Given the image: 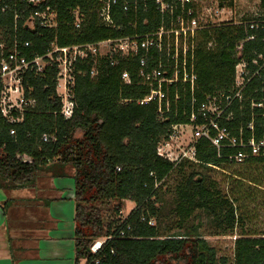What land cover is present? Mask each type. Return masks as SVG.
<instances>
[{
    "label": "trees",
    "instance_id": "trees-1",
    "mask_svg": "<svg viewBox=\"0 0 264 264\" xmlns=\"http://www.w3.org/2000/svg\"><path fill=\"white\" fill-rule=\"evenodd\" d=\"M6 0H0V41L7 46L13 42L14 14L2 12ZM60 24L56 30L36 27L33 31L19 21L18 43L30 42L26 52L29 56L44 55L52 43L61 47L91 44L132 33L128 18L120 9H115L114 19L122 29H105L98 23L95 0H60ZM264 9V0H261ZM80 6L87 15L81 32L70 26L67 13ZM146 25L140 23L141 33L149 32L158 25L153 19L154 2L147 0ZM258 29L250 30L249 20L239 25L224 24L203 32L197 51V86L171 87L168 90L170 106L164 120L158 116L157 105H138L127 100L142 99L148 89L139 84L137 61L118 60L110 64L103 60L99 74L91 78V63H78L75 70L73 117L65 120L60 115L61 101L55 87L57 71L51 68L44 76L28 74L24 81L26 94L36 100V107L27 112L24 121L9 125L0 115V188H32L42 169H48L54 177L70 178L74 185L75 264H170L169 259L185 264H218L217 253L198 234L184 232V224L202 212L210 218L216 230L214 235L226 236L236 229L232 264H264V233L244 230L245 218L241 201L253 198L254 192L264 191V181L252 178L249 173L256 166H264V158L247 160L244 170L229 176V193L220 188L210 176L211 172H227L233 165L227 156L235 150L225 149L218 157L215 148L201 139L197 146L199 164H189L191 173L184 175L174 191V213L183 233L168 235L157 225H150L158 218L162 206L160 193L164 183L176 170L171 162L158 157V143L171 132L173 125H188L192 111L206 97L220 94L233 96L235 66L241 61L250 62L255 53L264 55V17L257 20ZM126 27L127 29L125 30ZM124 33V34H123ZM255 36V40L242 43ZM215 47L208 50L206 44ZM240 45V46H239ZM240 47V49H238ZM128 71L133 84L125 85L121 74ZM259 90L255 93V90ZM1 90V88H0ZM258 81L245 91V101L233 100L227 113L233 114L229 123L221 122L236 134L253 122L255 136H264V113L251 109V99L261 98ZM195 100V102H193ZM254 115V118H253ZM202 123L197 118L195 124ZM15 135L11 136V130ZM82 133L76 138V133ZM55 135L56 143H44L43 136ZM183 167V166H181ZM218 168V169H216ZM158 185V186H157ZM109 201H118L116 214L122 204L130 201L135 208L118 226L105 225L101 206ZM130 227V231L127 228ZM126 233L122 238L120 233ZM110 238L98 254H92L90 246L97 239ZM222 264L228 260L222 258Z\"/></svg>",
    "mask_w": 264,
    "mask_h": 264
},
{
    "label": "built area",
    "instance_id": "built-area-1",
    "mask_svg": "<svg viewBox=\"0 0 264 264\" xmlns=\"http://www.w3.org/2000/svg\"><path fill=\"white\" fill-rule=\"evenodd\" d=\"M59 1L5 2L2 12H13L14 28L13 42L10 46L0 41V115L9 125L21 124L26 113L36 107V100L27 96L24 87L28 74L41 77L49 69H56L55 91L61 101L60 115L65 120H70L75 109L73 88L76 65L91 63L90 75L91 78H95L99 74L103 60H108L112 65L118 60L137 61L139 84L147 88L148 93L142 99L124 102H136L142 106L154 103L157 105L159 119L164 120L170 106L169 88L189 87L193 92L197 86L196 57L199 46L203 43V32L215 26L233 23L232 18L221 17L226 9L220 5L215 10L213 20L212 14L207 15L204 11L202 6L204 0H153V19L157 20L158 25L149 32L141 33L138 25L140 23L146 25L149 22L148 18H143L148 12L147 0H95L98 23L102 28L122 29L121 26H117L114 19L115 9H120L128 18V26L133 32L91 44L61 47L57 43H52L44 55L29 56L26 51L30 49L31 43H18L19 21L24 18V26L31 31L36 27L56 30L60 24ZM67 13L71 20L70 26L81 32L87 21L86 13L80 6L71 8ZM249 28L257 30V22H249ZM254 40L253 35L242 43ZM214 47L213 42L206 44L208 50H213ZM121 80L125 85L133 84L128 71L122 72ZM253 81H258L261 86L262 97L251 99V109L264 110V55L255 53L250 62L241 61L235 66L234 95L206 97L197 110L192 111L190 124L171 126L169 135L157 145L158 157L175 166L183 163L199 164L197 146L201 139H205L216 149L219 158L222 157L223 150H235L234 154L227 156V160L232 164H242L253 158H264V136L256 138L253 122L247 126L249 135L245 134L243 128H239L238 132L233 134L220 125L221 122L232 121L233 114L227 113V109L233 100L240 103L245 101V91ZM258 92V89L255 90V93ZM259 115L264 117V113ZM197 118L202 120L199 125L195 124ZM185 129H190V136L183 139L179 135H182ZM10 135H15L14 129ZM42 140L44 143L57 142L55 135H44ZM150 225H153L152 221ZM127 231H130V227ZM120 236L124 238L126 233L121 232ZM109 239L93 242L90 246L91 253L98 254ZM96 264L100 262L97 261Z\"/></svg>",
    "mask_w": 264,
    "mask_h": 264
},
{
    "label": "crops",
    "instance_id": "crops-1",
    "mask_svg": "<svg viewBox=\"0 0 264 264\" xmlns=\"http://www.w3.org/2000/svg\"><path fill=\"white\" fill-rule=\"evenodd\" d=\"M73 200L72 180L45 168L32 188H0V264H75Z\"/></svg>",
    "mask_w": 264,
    "mask_h": 264
},
{
    "label": "rangeland",
    "instance_id": "rangeland-1",
    "mask_svg": "<svg viewBox=\"0 0 264 264\" xmlns=\"http://www.w3.org/2000/svg\"><path fill=\"white\" fill-rule=\"evenodd\" d=\"M261 0H204L202 6L206 14H212V19L215 20V10L220 5L225 7V12L222 14L224 18H232L233 23H225L236 25V23L241 24L244 20H249V22H257L259 18L264 17V9L261 8ZM212 20V21H213ZM215 22V21H213ZM258 23V22H257ZM238 24V25H239ZM224 25V24H223ZM190 129H185L182 135L183 139L190 136ZM82 133L78 131L75 135L76 138H81ZM188 140V139H187ZM183 166V167H181ZM246 163L233 164L230 167H226L227 172L223 173L221 171L211 172L210 176L220 184V188L225 193H229L228 188L229 176L233 172H241L246 167ZM248 175L252 178L264 181V166H256L250 171ZM191 173V166L188 163H183L176 166L175 173L165 181L162 191L160 193V202L156 207L162 206L161 213L158 218H153V225H157L160 229L168 235H179L183 233L179 229V220L174 213V191L176 187L182 181L184 175ZM184 174V175H183ZM254 197L249 200L241 201V210L243 212V217L245 218V231L253 232L256 231L258 234L264 233V191L254 192ZM122 204V210L116 214L115 207L119 205L118 201H109L104 203L101 208L104 213V223L105 225L111 224L113 226H118L129 216L131 211L135 208V204L130 203V201H125ZM9 209V208H8ZM7 209V210H8ZM44 228V226H42ZM193 228H197L198 234L202 237L211 248H214L217 253V258L219 260L218 264H222L220 260L226 258L228 260L227 264H232L234 259V247L235 240L239 238L238 231L235 229L234 232L226 236L214 235L215 229L211 223L209 217L206 214L197 211L193 219L188 223L184 224V232L191 233ZM104 239V238H102ZM97 239L96 241L102 240ZM170 264H185L184 261L169 259ZM81 264H85L82 261Z\"/></svg>",
    "mask_w": 264,
    "mask_h": 264
}]
</instances>
